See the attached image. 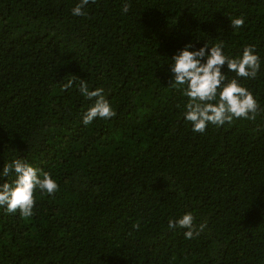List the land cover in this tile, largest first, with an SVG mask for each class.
<instances>
[{
    "label": "trees",
    "instance_id": "16d2710c",
    "mask_svg": "<svg viewBox=\"0 0 264 264\" xmlns=\"http://www.w3.org/2000/svg\"><path fill=\"white\" fill-rule=\"evenodd\" d=\"M79 2L0 0V184L16 158L58 184L31 217L0 207V264H264V111L194 132L170 71L189 43L255 46V78L221 71L264 109V0ZM80 79L115 117L83 124ZM188 212L191 239L168 227Z\"/></svg>",
    "mask_w": 264,
    "mask_h": 264
},
{
    "label": "clouds",
    "instance_id": "9594fccd",
    "mask_svg": "<svg viewBox=\"0 0 264 264\" xmlns=\"http://www.w3.org/2000/svg\"><path fill=\"white\" fill-rule=\"evenodd\" d=\"M89 2L90 0H80L72 9V14L86 15L84 8ZM129 7L125 3L122 11L127 13ZM243 25V17L231 20V28ZM192 47L191 43L186 44L171 57L173 63L170 65L174 86L182 88L183 95L188 98L184 118L192 124V130L202 133L208 124L220 126L226 122L231 123L233 119L255 120L264 109L260 108L254 95L238 79L229 80L221 71L226 64L229 72L236 73L237 77L255 78L260 69V58L255 53V46H245L242 56L238 58L225 55L222 42L211 47L205 44L199 50L189 51ZM202 59L204 62H201ZM75 79L77 78L73 76L63 87H70ZM79 91L88 100L94 99L92 106L83 114V124L87 125L97 118L107 120L115 117L116 112L106 99L103 88L97 87L90 91L87 83L80 79ZM13 172L15 179L11 183L0 184V207H6L9 213L19 211L21 216L31 217L34 214L35 191L39 189L42 194L52 195L58 190V184L48 172H43L40 178V170L23 158L13 159L3 166L4 177H9ZM193 221L192 213L188 212L179 219H169L168 227L187 229L184 232L185 238L191 239L198 236L205 227L201 224L197 228ZM134 227L139 229L140 225L136 224Z\"/></svg>",
    "mask_w": 264,
    "mask_h": 264
}]
</instances>
